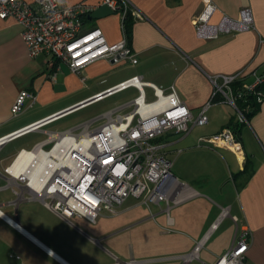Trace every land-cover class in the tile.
<instances>
[{"label":"crops","instance_id":"0c3cea01","mask_svg":"<svg viewBox=\"0 0 264 264\" xmlns=\"http://www.w3.org/2000/svg\"><path fill=\"white\" fill-rule=\"evenodd\" d=\"M62 1L69 6L84 3L95 10L104 0ZM205 1L129 0L126 38L137 63L112 65L102 59L87 66L81 75L46 54L31 58L20 36L21 26L12 19H0V138L71 108L134 75L165 92L174 89L193 116L208 107V123L198 127L205 129L196 137L191 133L195 127L186 135H165L178 136L166 141L168 158L172 148L174 155L182 154L180 167H190L185 178L173 174L197 194L169 210L164 206L148 218L123 224L96 223L99 217L95 223L78 217L65 219L43 206L39 199L27 200L25 189L5 174L17 153L44 141L47 132L73 129L102 115L75 126L57 124L83 107L40 131L6 142L0 147V264H190L202 259L215 264L230 249L235 233L245 225L252 234L245 263L264 264V82L257 88L263 94L259 102L255 99L256 104L250 103L242 111L236 105L238 99L242 104L250 99L253 102L255 96L249 95L245 86L252 85L255 76L264 72V0H208L215 7L211 25L219 24L223 17L238 20L242 8H248L252 15V27L248 30L220 33L214 39L200 37L193 25ZM133 13L137 16L133 17ZM82 20L83 30L99 28L108 44L122 38L118 13L100 19L86 15ZM118 68L130 70L119 75ZM229 75L236 76L232 85L239 88L237 95L232 85L231 90L222 86V76ZM211 78L216 79V85ZM216 87L221 90L216 91ZM21 91L35 94V102L31 105L26 100L23 110L12 114L11 107ZM229 91L232 102L226 101ZM147 92L151 99L149 88ZM136 93L130 89L123 102H116L106 112L120 109ZM238 111L243 113L245 122H239ZM224 128L234 131L241 160L237 151L225 147L197 146L200 137L217 134ZM192 148L200 152L190 155ZM15 191L25 196L17 197ZM123 205L116 215L103 213L100 217L119 216L125 211ZM182 205L186 206L184 210H180ZM223 210H227L234 223V232L220 251L202 253L225 217ZM162 214L165 216L160 220L165 221V226L160 233L140 232L131 241L123 231ZM184 237L187 240L183 242ZM198 245L196 256L190 258Z\"/></svg>","mask_w":264,"mask_h":264},{"label":"built area","instance_id":"2783aa9c","mask_svg":"<svg viewBox=\"0 0 264 264\" xmlns=\"http://www.w3.org/2000/svg\"><path fill=\"white\" fill-rule=\"evenodd\" d=\"M102 4L120 14L122 38L117 43L108 44L97 27L82 29L83 17L93 11L84 3L69 6L62 0H0V19H12L21 26L20 36L31 58L46 54L65 63L72 73L78 75L87 66L102 59L112 65L126 61L136 64L137 59L127 44L124 28V19L129 10L128 0H104ZM214 10V5L206 0L202 11L193 20L196 32L202 38L214 39L220 33L252 27V15L248 8L240 9L236 21L223 17L219 24L211 25L209 21ZM136 16L133 13V17ZM235 79V75L222 76V86L231 90ZM211 82L217 84L215 78H211ZM263 82L264 72L261 76H255L252 85L245 86L248 94L254 95L257 102L263 95L257 88ZM217 87L216 91L221 90V87ZM130 88L137 93L120 109L108 111L73 129L47 132L44 141L29 149H21L5 168V174L27 192L25 196L15 191L17 197L39 199L43 206L65 219L78 217L92 223L105 212L116 215L129 197L143 204L165 203L167 210L194 197L197 193L172 173L173 163L167 155L168 143H159V139L170 132L186 135L193 127L205 126L208 123V107L204 106L193 116L174 89L165 92L134 75L89 98L91 102L80 108ZM215 92L214 96L217 94ZM229 93L225 95L226 101L232 102L231 91ZM35 99L33 93L19 92L11 113L19 114L26 100L33 105ZM66 110L1 137L0 146L25 134L40 131L78 109ZM99 120H102L99 126L91 127L93 122ZM238 120L240 123L246 121L239 111ZM201 144L209 148L223 146L233 151L241 149L232 131L226 128L217 134L200 137L197 146ZM39 161L40 171L33 175ZM226 214L227 210H223V215ZM233 220L236 223V218ZM251 239L248 227L242 226L235 233L230 249L215 264H246L245 254ZM198 248L199 245L190 258L196 256Z\"/></svg>","mask_w":264,"mask_h":264},{"label":"rangeland","instance_id":"374dc122","mask_svg":"<svg viewBox=\"0 0 264 264\" xmlns=\"http://www.w3.org/2000/svg\"><path fill=\"white\" fill-rule=\"evenodd\" d=\"M128 2H129V0H128ZM115 13L119 14L118 11ZM129 70H130L129 68H118L117 74L120 75V74L128 73ZM130 89H128V91L126 90V92L123 91L124 93L120 92L121 94L116 95V96H114L110 99H107L105 101H102L100 103H96V104H92L88 107H84L83 109L76 111L74 114L62 119L57 124L67 125V127H70V126H75V125L80 124L82 122L88 121L90 119H93L99 115H103V113H105L108 109H111L114 105H116V102L117 103L123 102L124 96L130 92ZM101 123H102V120H99V121L93 123L91 125V127L98 126ZM204 129L205 128L195 127L191 133L194 137H196L197 135L202 133L204 131ZM177 137L178 136H174V135L171 137L169 136L168 138H166V136H163L159 139V143H165L166 141L176 139ZM2 146H0V147H2ZM205 146H206V144H201L198 147L202 148ZM217 148L218 149L223 148V146H217ZM188 152L190 155H192L191 153L196 152L195 154H198V152H200V151L199 150L197 151V149L192 148V150L188 151ZM169 153H170L169 159L173 163L172 173H174L176 175L178 174L179 176H181L183 178L187 177L189 175L190 167L188 164H186L183 167H180L182 154L174 155L172 148L169 150ZM217 175L219 176L220 174H217ZM219 181H220V179H218V183H219ZM218 183H217V185H218ZM137 203H139L141 205H137ZM164 206L166 207L165 203H161L160 206H157V204H155V203L143 204V203H141L140 200L134 199L133 197H129L126 200L125 204L123 205L125 211L122 214H120L117 217H109V218L99 217L96 223H103V224H106L107 226H110L112 224L116 225V224L128 223L134 219L142 220L144 218H148L149 216H151L152 214H154L155 212H157L160 208H163ZM185 208H186V206L182 205L180 207V210H184ZM105 214L108 215L106 212H105ZM171 214L173 216H175V211L171 212ZM222 215H223V212H222ZM227 215H228V212L226 215H224L225 217L219 223L217 229L212 232V235H211L212 237L206 243L205 249L202 250V253H207L206 251H220L221 249H223L224 247L227 246L226 244H227V241L229 239V235L232 236V232H234V228H233L234 223L232 224L230 217ZM163 216H165V215H163V214L158 215L155 217L156 219L151 218L147 221L140 222L137 225H135L137 227L134 226L128 230L125 228L123 231H124V233L127 232L128 238L131 241L134 240V235H136L137 233H140V232H143V234H145V235H151V234L154 235V233H160L161 228L165 226V221L160 220ZM229 223H231L230 227L227 228V224H229ZM91 225H93V224H91ZM93 226H95V225H93ZM185 240H187V238L184 237L183 242ZM222 255H223V253L219 257H221ZM218 258L214 261V263L217 262ZM210 262L211 261L208 259H204V260L202 259L200 261L194 260V261L190 262V264H211Z\"/></svg>","mask_w":264,"mask_h":264},{"label":"water","instance_id":"95a60500","mask_svg":"<svg viewBox=\"0 0 264 264\" xmlns=\"http://www.w3.org/2000/svg\"><path fill=\"white\" fill-rule=\"evenodd\" d=\"M114 13V11H112L107 5L102 4L99 7H97L95 10H93L90 14H89V18L90 19H100L109 15H112ZM92 99H87L79 104H76L75 106L68 108L67 110H74V109H79L80 107H82L83 105L89 104L91 102ZM66 110V111H67ZM22 187V186H21ZM23 188V187H22Z\"/></svg>","mask_w":264,"mask_h":264},{"label":"trees","instance_id":"16d2710c","mask_svg":"<svg viewBox=\"0 0 264 264\" xmlns=\"http://www.w3.org/2000/svg\"><path fill=\"white\" fill-rule=\"evenodd\" d=\"M129 14H128V12L126 13V16H125V19H124V28H125V33L128 31V22L130 21V18H129V16H128ZM238 90H239V88H237V86L235 85V83L232 85V91H234V93L237 95L239 92H238ZM238 92V93H237ZM254 98V97H253ZM252 98V99H253ZM238 100H241V99H238ZM238 100H236V105L238 106V109H240V111H242V109L243 108H245L247 105H251L250 103H254V104H256V100H255V98L253 99V102L251 101V99H250V101L248 102V103H243L242 104V102L241 101H238ZM231 130V129H230ZM232 131V130H231ZM232 133L233 134H235L234 133V131H232ZM235 136V135H234Z\"/></svg>","mask_w":264,"mask_h":264},{"label":"bare ground","instance_id":"6f19581e","mask_svg":"<svg viewBox=\"0 0 264 264\" xmlns=\"http://www.w3.org/2000/svg\"><path fill=\"white\" fill-rule=\"evenodd\" d=\"M237 155H238V158H239V160H241L242 159V154L240 153V151H237ZM40 168H41V161H39L37 164H36V166H35V168H34V170H33V175H37L38 173H39V171H40ZM11 222V221H10ZM13 223V222H12ZM14 224V223H13Z\"/></svg>","mask_w":264,"mask_h":264},{"label":"clouds","instance_id":"9594fccd","mask_svg":"<svg viewBox=\"0 0 264 264\" xmlns=\"http://www.w3.org/2000/svg\"><path fill=\"white\" fill-rule=\"evenodd\" d=\"M12 222V221H11Z\"/></svg>","mask_w":264,"mask_h":264}]
</instances>
